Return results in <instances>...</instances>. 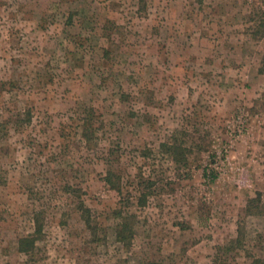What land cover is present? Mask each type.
Masks as SVG:
<instances>
[{
  "label": "rangeland",
  "instance_id": "rangeland-1",
  "mask_svg": "<svg viewBox=\"0 0 264 264\" xmlns=\"http://www.w3.org/2000/svg\"><path fill=\"white\" fill-rule=\"evenodd\" d=\"M153 262L264 264V0H0V264Z\"/></svg>",
  "mask_w": 264,
  "mask_h": 264
},
{
  "label": "trees",
  "instance_id": "trees-1",
  "mask_svg": "<svg viewBox=\"0 0 264 264\" xmlns=\"http://www.w3.org/2000/svg\"><path fill=\"white\" fill-rule=\"evenodd\" d=\"M87 128H88V125L84 127L85 137H87L88 135ZM112 176L113 174L111 172H107V175L105 176V181L109 183L112 187H115V189L118 191V194L122 196V191H121L122 186L120 187V183L114 184ZM249 202H252V201L250 200ZM142 204H144V202H142V200L141 201L139 200V205H142ZM120 211L122 210L120 209ZM120 211L116 212L118 214V217H122V215H125L127 219H125L124 222L120 224V228L116 232V239L121 244L125 246H129L133 238V227L131 224V220L129 219L134 218V216L130 214V212L128 211L127 212H120ZM32 222L34 225L33 235H31L30 237L21 238L18 240V248L20 252H28L29 250H31V248L35 244V241L39 239V236L42 233V227H43L42 220L38 216H36L35 218H33ZM87 225L90 226L88 221H87ZM151 264H159V263L153 262Z\"/></svg>",
  "mask_w": 264,
  "mask_h": 264
}]
</instances>
